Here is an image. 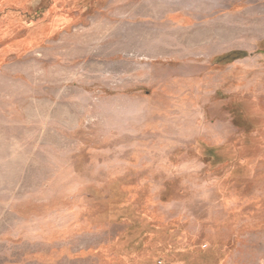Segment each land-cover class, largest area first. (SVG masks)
Returning <instances> with one entry per match:
<instances>
[{"label": "rangeland", "instance_id": "obj_1", "mask_svg": "<svg viewBox=\"0 0 264 264\" xmlns=\"http://www.w3.org/2000/svg\"><path fill=\"white\" fill-rule=\"evenodd\" d=\"M0 264H264V0H0Z\"/></svg>", "mask_w": 264, "mask_h": 264}]
</instances>
